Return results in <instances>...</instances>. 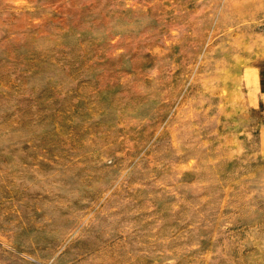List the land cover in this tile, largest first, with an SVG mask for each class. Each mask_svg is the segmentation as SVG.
<instances>
[{"label": "rangeland", "instance_id": "374dc122", "mask_svg": "<svg viewBox=\"0 0 264 264\" xmlns=\"http://www.w3.org/2000/svg\"><path fill=\"white\" fill-rule=\"evenodd\" d=\"M264 0H0V264H264Z\"/></svg>", "mask_w": 264, "mask_h": 264}, {"label": "crops", "instance_id": "0c3cea01", "mask_svg": "<svg viewBox=\"0 0 264 264\" xmlns=\"http://www.w3.org/2000/svg\"><path fill=\"white\" fill-rule=\"evenodd\" d=\"M261 94H262V96H261V102H262L263 107H264V91L262 90V88H261ZM261 129H264V124L262 125Z\"/></svg>", "mask_w": 264, "mask_h": 264}]
</instances>
